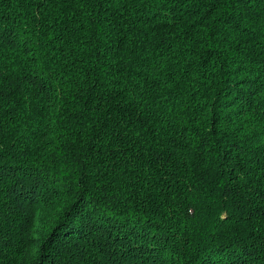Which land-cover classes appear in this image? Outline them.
Segmentation results:
<instances>
[{
    "label": "trees",
    "instance_id": "16d2710c",
    "mask_svg": "<svg viewBox=\"0 0 264 264\" xmlns=\"http://www.w3.org/2000/svg\"><path fill=\"white\" fill-rule=\"evenodd\" d=\"M0 264H264V0H0Z\"/></svg>",
    "mask_w": 264,
    "mask_h": 264
}]
</instances>
